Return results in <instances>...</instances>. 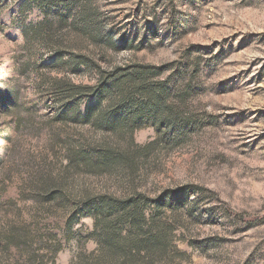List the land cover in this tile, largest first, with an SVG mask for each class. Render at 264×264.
<instances>
[{"label":"rangeland","instance_id":"1","mask_svg":"<svg viewBox=\"0 0 264 264\" xmlns=\"http://www.w3.org/2000/svg\"><path fill=\"white\" fill-rule=\"evenodd\" d=\"M28 249L262 264L264 0H0V264Z\"/></svg>","mask_w":264,"mask_h":264},{"label":"trees","instance_id":"2","mask_svg":"<svg viewBox=\"0 0 264 264\" xmlns=\"http://www.w3.org/2000/svg\"><path fill=\"white\" fill-rule=\"evenodd\" d=\"M12 239L22 242L26 248H29L28 245L31 246L30 243L38 240L39 243L42 242L40 238H37L36 235H30L26 230H14L9 231L7 236L5 237L4 243L10 242ZM27 258L29 259V264H32V261H39V256L33 250H26ZM264 264V261L262 262Z\"/></svg>","mask_w":264,"mask_h":264}]
</instances>
